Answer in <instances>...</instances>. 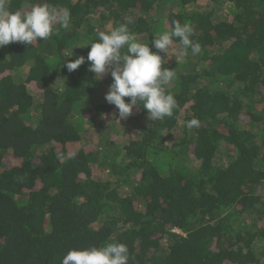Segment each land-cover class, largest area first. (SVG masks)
Listing matches in <instances>:
<instances>
[{
    "label": "trees",
    "instance_id": "16d2710c",
    "mask_svg": "<svg viewBox=\"0 0 264 264\" xmlns=\"http://www.w3.org/2000/svg\"><path fill=\"white\" fill-rule=\"evenodd\" d=\"M47 2L70 9L68 29L0 48V264H61L109 243L129 264H263L264 0ZM126 16L154 52L173 21L194 29L199 54L179 58L177 38L159 53L176 72L172 117L153 122L138 104L121 122L110 73L89 71L90 44Z\"/></svg>",
    "mask_w": 264,
    "mask_h": 264
},
{
    "label": "clouds",
    "instance_id": "9594fccd",
    "mask_svg": "<svg viewBox=\"0 0 264 264\" xmlns=\"http://www.w3.org/2000/svg\"><path fill=\"white\" fill-rule=\"evenodd\" d=\"M71 12L67 7H57L47 0L33 5L28 10L11 11L8 0H0V48L10 43L33 45L39 40L47 41L56 34V25L68 29ZM132 17L126 16L124 22L110 32H99L98 40L90 44L87 60L89 71L99 80L110 73L113 82L109 86L105 100L118 109L119 120L127 119L138 104L147 111L151 121L172 117L178 109L173 95L166 93L176 76L174 69L162 68L165 57L172 48L174 38L179 41V58H187L189 53L196 56L201 45L194 42V29L188 23L173 21V29L154 37L152 51L150 46L138 42L130 32ZM85 63L84 57L66 63L68 72L77 70ZM130 98L129 102L125 98ZM200 122L193 118L186 122L188 128L198 127ZM172 232L179 233L177 229ZM129 249L123 243H109L103 247L71 249L63 256L61 264H129Z\"/></svg>",
    "mask_w": 264,
    "mask_h": 264
},
{
    "label": "rangeland",
    "instance_id": "374dc122",
    "mask_svg": "<svg viewBox=\"0 0 264 264\" xmlns=\"http://www.w3.org/2000/svg\"><path fill=\"white\" fill-rule=\"evenodd\" d=\"M107 29L111 30L112 27L110 25H106L105 26ZM172 49H170L169 51H171ZM173 51V50H172ZM174 53V51H173ZM23 74H25V70L23 71ZM182 120V117L180 118V122ZM121 122H123V120H120ZM145 125V123L143 124ZM104 134L105 132L103 130H99V131H95V128L93 129V137H92V146H96L98 148H100V142L101 140L104 138ZM262 263L264 264V257L261 259Z\"/></svg>",
    "mask_w": 264,
    "mask_h": 264
}]
</instances>
